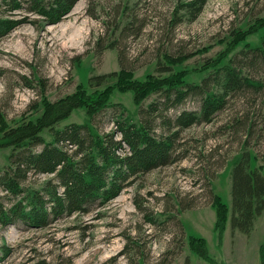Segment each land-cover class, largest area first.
I'll use <instances>...</instances> for the list:
<instances>
[{"label":"rangeland","instance_id":"rangeland-1","mask_svg":"<svg viewBox=\"0 0 264 264\" xmlns=\"http://www.w3.org/2000/svg\"><path fill=\"white\" fill-rule=\"evenodd\" d=\"M183 1L77 0L56 23L14 27L0 38V116L5 125L35 120L48 103L83 91L112 104L90 121L84 107L74 109L56 127L89 122L101 133L112 132L117 119L136 121L140 107L159 98L152 94L139 107L129 84L151 76L197 83L212 68L206 63L222 64L245 43L260 44L264 0H207L194 20L180 8ZM132 22L137 35H125L122 28ZM164 52L193 55L162 72L157 61ZM121 68L130 72L99 85L89 80ZM246 93L229 97L210 122L182 130H166L157 118L156 133L180 131L175 161L134 176L103 205L54 219L44 228L0 226V264H30L33 259L50 264H259L264 210L248 234L232 230L228 220L230 172L243 151L250 152V167L264 173V90ZM199 104V98L188 97L162 116L198 110ZM43 136L52 137L48 131ZM123 146L119 152H128ZM10 151L0 147V168ZM47 177L52 175L31 176L29 184L37 186ZM198 242L203 256L194 248Z\"/></svg>","mask_w":264,"mask_h":264},{"label":"trees","instance_id":"trees-1","mask_svg":"<svg viewBox=\"0 0 264 264\" xmlns=\"http://www.w3.org/2000/svg\"><path fill=\"white\" fill-rule=\"evenodd\" d=\"M76 1L0 0V8L4 9L0 12V38L22 23H39L42 27L56 23ZM206 1L186 0L180 8L188 19L194 20ZM17 10L22 13L14 17ZM121 31L136 36L138 27L132 22ZM192 55L164 52L157 62L165 72ZM206 64L212 68L197 83L151 76L129 84L127 89L133 92L139 107L152 94H158L159 98L146 109L140 107L141 116L136 121L128 116L116 120L115 130L120 138L115 137V130L101 133L89 122L56 127L74 109L84 107L90 121L112 104L101 95L92 97L83 91L48 103L35 120L6 126L0 116V147L11 148L7 164L0 168V226L21 223L44 228L62 216L90 212L94 205L101 206L114 197L134 176L172 164L180 131L156 133L157 118L165 122L166 130L169 127L182 130L195 123L210 122L217 112L225 109L231 96L248 95L250 89L258 93L264 90V35L259 45L245 43L226 62ZM251 70L263 78H255ZM118 72L91 76L89 80L99 85L110 76L130 71L121 68ZM188 97L199 98L198 110H182L169 118L162 116L164 110L177 108ZM44 131L50 133V140L43 136ZM124 144L128 152L120 153ZM250 158V152L243 151L230 172L229 225L245 234L252 230L255 217L264 210V173L250 167ZM37 174L52 177L37 186L30 185L29 178ZM212 199L221 209L215 195ZM199 243L194 248L203 256ZM30 264L50 263L33 259ZM259 264H264V258Z\"/></svg>","mask_w":264,"mask_h":264}]
</instances>
